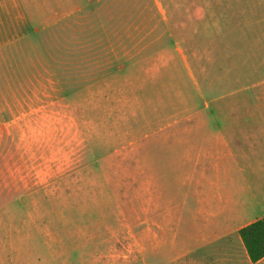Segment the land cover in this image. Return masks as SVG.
<instances>
[{"label": "rangeland", "instance_id": "obj_1", "mask_svg": "<svg viewBox=\"0 0 264 264\" xmlns=\"http://www.w3.org/2000/svg\"><path fill=\"white\" fill-rule=\"evenodd\" d=\"M149 9L0 33V264H174V120L264 106V0Z\"/></svg>", "mask_w": 264, "mask_h": 264}, {"label": "crops", "instance_id": "obj_2", "mask_svg": "<svg viewBox=\"0 0 264 264\" xmlns=\"http://www.w3.org/2000/svg\"><path fill=\"white\" fill-rule=\"evenodd\" d=\"M148 9L172 17L174 0H0V33L143 32ZM263 218L264 106L204 105L174 120V264H264L240 236Z\"/></svg>", "mask_w": 264, "mask_h": 264}, {"label": "trees", "instance_id": "obj_3", "mask_svg": "<svg viewBox=\"0 0 264 264\" xmlns=\"http://www.w3.org/2000/svg\"><path fill=\"white\" fill-rule=\"evenodd\" d=\"M240 236L252 263L264 259V218L241 229Z\"/></svg>", "mask_w": 264, "mask_h": 264}]
</instances>
